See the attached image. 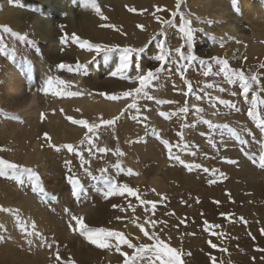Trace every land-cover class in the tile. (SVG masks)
I'll return each instance as SVG.
<instances>
[{"label": "rangeland", "instance_id": "1", "mask_svg": "<svg viewBox=\"0 0 264 264\" xmlns=\"http://www.w3.org/2000/svg\"><path fill=\"white\" fill-rule=\"evenodd\" d=\"M19 1L8 0L16 5L20 4ZM242 1L180 0L179 13L183 14L184 20L189 22L190 27L197 30L194 33V54L207 60H211L212 57L225 59L229 62L230 68L239 69L249 77L253 74L257 75L260 78V87L264 88V71H262L264 67H261L264 65V39H260V33L254 30L257 27V21H251L249 17L244 21L245 26L250 30L249 35L229 36L222 32L224 23L238 21V18L246 15L245 12L248 9L249 14L252 12L261 13L260 19L264 26V0H248L251 6L246 10L243 8ZM74 2H70L72 7H81V3ZM95 2L100 9L99 14L87 6V0L84 3L85 13L100 17L102 29L121 37L127 44L125 46L145 47L147 45L141 54V65L144 72L160 66L159 62L155 60V56L160 54V50L156 47L159 40L165 41L163 47L170 54V62L164 66V70L153 82V86L146 89L155 99L152 101L138 99L139 111H137L127 107L132 103L131 97L121 96L116 101L121 100L122 106L113 117H118V119L112 126H105L100 122L101 126L96 130V137L93 140L98 144L96 138L100 135L106 133L108 137L113 136L116 149L114 163L112 158L108 162H100L99 167L107 169V173H101L103 175L100 176L106 175L118 185H126L133 189L137 195L134 196L135 199H132L125 192L123 195L115 194L105 199L103 194L107 190V186L104 179L101 178L100 184L97 183L99 186L95 192L93 208L91 205L90 207L86 206V203L87 205L91 204V201L88 200L91 193L85 187H81L75 196L72 195L71 185L63 189V196L73 203L72 208L65 210L66 216L59 209L52 211L46 207L34 209L23 207L22 204H15L8 207V209L14 210L13 212H4L2 209L5 208L0 206V236L4 237L0 240V264H124V258L116 250L117 242L114 238L107 241L111 247L102 248L91 244L78 231L74 230L76 225L72 220L73 216L82 217L83 223L90 228L120 232L137 246L140 244L151 245L153 241L145 237L137 227V225H142L145 231L156 232L169 247L177 249L181 253L182 264H264V257H248L249 255L243 251L242 247L246 244H241L249 243L255 234L253 230L256 227L255 220H257L258 214L252 211L254 200L260 201L264 206V167L260 166V155L264 154V131L258 128L256 122L247 114L251 106V91H257V86H253L246 98L241 95L239 82L229 84L222 75L210 74L205 77L203 72L207 69L201 68L198 64L190 66L183 72V78L181 77L177 72L179 54L175 52V49L184 45L181 51L186 53L187 45L183 33L179 30L180 15H172L178 11L177 0H131L128 4L121 2L112 7H105L100 4L99 0H95ZM165 21H172V24H167ZM238 24L240 23L238 22ZM73 25L72 18H69L68 21L62 17L58 27L70 32ZM5 28L10 31H4ZM52 29L54 28L52 27ZM12 32L26 37L30 42L36 41L30 38L26 32L21 34L18 30L11 28L8 23L3 25L0 23V34H4L8 38L7 49L11 54L10 59L15 60L20 57L29 60L28 55L19 53L22 52L20 50L22 41L17 36H13ZM161 33L163 34L161 35ZM153 37H157V39L153 40ZM62 40H66V42L62 43ZM54 41L50 47H46L54 54H62L72 44L69 38L61 40L54 38ZM116 41L111 45L117 44L119 47H124L121 46L119 40ZM221 43L223 47H221ZM41 44L45 45L42 42ZM55 44H59V46L56 47ZM259 49L260 52H256ZM79 50L72 57L77 62L86 64L85 73L88 72L91 76L92 71L96 72L100 68L99 59H105L107 55H110L105 52L94 53L92 58L82 61L81 55L87 54L89 51ZM179 63L182 64L183 61H179ZM212 69L214 72L218 71L219 66L213 62ZM3 73L4 71L0 69V77ZM130 74L135 75L134 68L130 69ZM83 75L84 73H79L76 80L70 83L71 88L67 92H77L80 95H66L67 98L82 100L88 97L101 102L108 100L106 95L109 94L102 96L100 94L103 92L100 91H92L85 97L81 90ZM51 80L54 81L56 78L52 77ZM127 84L132 86V89L139 86L138 81L135 80H128ZM188 84H191L193 93L186 96L184 93L188 91ZM209 84L213 87H207ZM220 87L225 88V91L220 92ZM130 90L126 88V91ZM205 92L209 97H219L236 104L240 110L230 109L226 105H220L208 98H202L199 101L195 99V95L204 97ZM121 93L123 92L113 94L120 96ZM227 93H232V100L227 96ZM259 96L264 99V91H259ZM157 100L165 102L156 103ZM185 104L189 108L187 115L179 113V109ZM213 104L216 106L213 107ZM193 105L204 109V112L200 114L204 119L211 120L216 124L226 123L235 129L241 138L247 141V144L240 145L238 141L227 134L224 135L222 143L219 131L214 132L208 129L207 125L201 123L199 117L194 114ZM262 110L264 111V105L258 107L260 118L264 119V114L261 115ZM76 112V115L69 113L68 116L64 115L63 117L64 120L69 121L70 125L74 126V129L82 131L79 140L74 141L67 137L65 142L55 143L51 139L49 144L56 147L64 144L75 146L84 140L87 129L82 125L71 123L67 117H71L72 120H85L89 124H93L95 118L89 117L91 114L89 111L77 110ZM173 112H177L178 115L171 116L170 114ZM105 113L101 110L100 114ZM160 113H165L166 116H161ZM133 117H137V119H133ZM185 123L195 124V127L182 129L181 125ZM154 131L159 133V139L153 135ZM178 132L183 133V140L177 135ZM62 135L63 133H59L60 137ZM162 140H167L173 146L174 156L179 155L187 164H200L201 168L189 171L178 161L169 160L167 150L161 143ZM209 141L216 145L215 148L222 158L221 165L225 168L227 176L239 181L254 171L250 182L256 185L257 191L253 196H250L249 201H231L227 197V194L232 191L230 185L234 182L226 181V184L221 187H214L209 182L211 173L209 168L212 164V161L210 163L209 160V148L213 147ZM49 144L45 146L46 151L49 152V161L42 163L40 167L44 166V171L41 172L38 169L39 166L32 169L41 177L40 183L43 186L46 179L48 180L46 187L53 188L54 185L51 184L49 176L54 171L50 169V165L55 163L59 166L66 165L65 162L71 160L72 153L64 148L56 151ZM185 144L188 145L187 148L184 147ZM101 147L106 148V145L104 143L98 145V148ZM241 148H244V152L241 151ZM0 151L5 152L4 149ZM94 152L93 149L91 155ZM193 152L196 154L191 155ZM245 152L249 155H245ZM119 153H123V155ZM142 157L160 161V166L155 174H148L137 162L136 158ZM237 158L243 159L245 162L237 161ZM226 160H236L237 163L230 164ZM93 161L92 157L89 158L85 161L84 167L90 170ZM111 166H114V169L108 173ZM204 168H208L209 171L204 172ZM129 169L132 174H129ZM81 170L84 173L82 168ZM154 176L158 181L156 185L152 186L149 182ZM139 178L143 180V183ZM11 184L13 181L7 180L0 185L1 198L6 197V191L9 190ZM2 188L8 189L1 191ZM54 194L56 195L58 192L51 190L48 192V197H55ZM9 196L13 197L14 195L9 194ZM31 196V199H36L34 195ZM36 197L38 198V196ZM141 201L150 203L142 204ZM152 204L156 205L155 209L152 208ZM114 205L116 207H113ZM223 206L226 207L225 210ZM96 207L99 208L95 209ZM16 212L19 213V219ZM94 212L99 213L94 215ZM211 212L213 217L210 215ZM152 220L163 223L152 227ZM237 220L239 223L235 224ZM33 223L36 225L35 231L41 234L40 238L24 231L27 228L28 233H31ZM250 228H252L251 231ZM63 240L70 242L71 245L69 247L60 246L64 243ZM213 244L215 247H212ZM49 245L51 246L49 247ZM120 250L128 255H131L133 251L127 245H121ZM57 256H59V260H57ZM107 256L111 261H106Z\"/></svg>", "mask_w": 264, "mask_h": 264}, {"label": "bare ground", "instance_id": "2", "mask_svg": "<svg viewBox=\"0 0 264 264\" xmlns=\"http://www.w3.org/2000/svg\"><path fill=\"white\" fill-rule=\"evenodd\" d=\"M72 1H75L74 3H81V7H72L70 3ZM85 1L86 0H20V4L16 5L8 2V0H0V23L2 25L8 23L11 28L18 30L21 34L26 32L30 38L36 41L29 43L30 41L25 39L21 42L20 50H22V52L20 51L19 53L28 55L30 57L29 60L20 57L11 60V54L7 49L8 38L6 35L0 34V47L3 49L0 51V69L4 71L3 75L0 77V150H5V152L0 151V159H9L13 161V163L28 168H38L39 166L38 169L42 172L45 169L44 166L40 168L42 163L49 161V152L46 151L45 146L50 143L51 139H53L55 143H61L65 142L67 137H70L74 141L79 140L82 135V131L74 129V126L70 125L68 120H64V115L68 116L69 113L76 115L77 110L89 111L91 113L89 117L92 119L95 118L93 123L100 124L102 120L113 119L117 110L122 106L121 100H105L101 102L88 97L82 100L67 98V92L71 88L70 83L76 80L79 73L75 71L70 72L67 68H60L59 65L65 64L74 68L75 64L79 62L74 60L72 56L82 48L72 43L62 54H54L46 49V47H50L55 42L54 38L55 40L64 38L71 39L72 35H76L79 39L87 40L90 43L107 44L110 46L115 43L114 41L119 40L121 46L127 45L121 37L100 27V17L85 13ZM130 1L131 0H99L100 4L105 7H112L114 4L117 6L121 2L128 4ZM242 3L244 10L251 6L248 0H243ZM245 13L246 15L242 18H238V21L224 23L222 32L229 36H236L239 34L249 35L250 30L244 23L246 18L249 17L251 21H257V27L254 28V30L260 33V39H264V26L262 25V19H260L261 13L252 12L249 14V9L246 10ZM62 17L63 19H68V21L69 18L74 20V25L71 27L70 32L59 29V20H61ZM238 22L240 24H238ZM52 27L54 29H52ZM116 36L117 38H115ZM41 42L45 45L41 44ZM55 46L58 47L59 44H55ZM256 52L259 53L260 49L256 50ZM93 55L94 52L85 53L81 55V60H88L92 58ZM99 61L100 68L96 72L92 71V76L86 71L87 73H84L81 79V90L84 96L92 91H100L105 94L114 95L113 93L117 94L126 91V88L127 90L132 89V86L130 87L128 86L129 84H127L128 80H122L119 77L110 75V72L115 69V63L118 62L117 59H114L111 65L108 64L106 58H101ZM52 77L56 78L54 81H64V85L59 89V91L65 93L64 95H54L52 92L46 93L44 91L47 82ZM53 88L56 89L55 84ZM227 96L230 97L231 100L233 99L232 93H227ZM101 110L106 113L100 114ZM261 112V115H263L264 111L262 110ZM59 133H63L62 137L59 136ZM254 134L255 132L253 135ZM96 139L98 144L93 141L96 148H93L95 152L92 155L89 154L88 149L90 145L87 143H80L75 146L78 148L84 161L91 157L94 159L90 171L93 176L98 177V179H92L86 176L81 168L79 170L82 162L81 156L72 153L70 168L66 165L59 166L57 163L50 165V169H52L54 173L49 176V180L54 187H46L48 180L45 179V175V184L44 186L41 184L45 190V194L32 192L26 177H24L25 183L23 185L10 177H0V185L3 184V181H13L9 190H7L8 188H2L1 191H7L6 197H0V206L8 208L15 204H22L23 207L34 209L45 207L52 211L59 209L64 214L65 210L72 208L73 203L63 196V189L67 188L69 185L72 186V178L76 177L80 180L81 187H85V189H88L91 193V196L88 198L91 204L87 205L86 203V206L90 207L91 205L93 208L92 203L95 201V192L99 186L97 183H99L102 177L100 175H103L100 172L101 167H99V163L102 161L108 162L111 158L114 163V151L116 150L113 136L108 137L105 133ZM102 143L106 145L105 149H107V151L105 153H99L96 150L98 149V145L100 146ZM253 153L255 154V152ZM209 157L210 163L212 161L209 168L211 169L209 182H211L214 187H221L226 184V181L229 183L234 182L230 185L232 191L227 194V197L231 201H249L251 199L250 196H253L257 191L256 185L250 182L252 181L254 171L245 179L238 181L237 179L227 176L225 168L221 165L222 158L218 154L216 148H209ZM136 159L148 174L152 173L153 175L158 171L160 166L159 160L148 157ZM237 161L245 162L240 158H237ZM113 169L114 166H111L108 169V173H111ZM221 173H223V176H221ZM139 180L143 183L142 179L139 178ZM157 181V177L154 176L149 184L154 186ZM212 181L215 182L213 183ZM51 190L58 192V194H54L55 197L51 196L49 198L48 192ZM9 194H13L14 196L11 197ZM31 195H34L37 201L36 199H31ZM36 196H38V198ZM131 198L135 199L134 196H131ZM254 202L252 204V211L258 214L256 219L259 220L258 222L255 220L256 227L253 230L255 234L251 237L249 243H240L246 244L242 247L243 251L249 255L248 257L254 256L255 258H261L264 257V231H262L264 230V206L260 201L258 202V200H254ZM97 208L99 207L95 209ZM223 209L225 210L226 207L223 206ZM98 213L99 212H94V215ZM66 215L65 213V216ZM210 215L213 217L212 212ZM233 217L236 218L235 215H233ZM236 223H239L238 220L235 224ZM251 229L252 228H250V231ZM70 245V242L65 241L63 244H60V246L67 247ZM239 249H241V247H239ZM82 259L83 258H81V260ZM106 261L109 262L111 259L107 256Z\"/></svg>", "mask_w": 264, "mask_h": 264}, {"label": "snow or ice", "instance_id": "3", "mask_svg": "<svg viewBox=\"0 0 264 264\" xmlns=\"http://www.w3.org/2000/svg\"><path fill=\"white\" fill-rule=\"evenodd\" d=\"M179 3L180 0H177V12H174L172 15H180V24H179V30L183 33V38L185 40V44L187 45V51L186 53L181 51V49L184 47V45H181L180 47H177L175 49V52L179 54V61H183L182 64L178 63L177 72L181 75L183 78V72L186 71L190 66L198 64L201 68H206L207 70L203 72V75L205 77L211 75L215 76H223L224 80L232 84L233 82H239V86L241 89V95L244 97H248L250 91L253 89V86L256 85L258 90L257 91H251V106L248 109V116L256 121L257 127L261 128L262 131H264V119L260 118V115L258 113V107L261 105H264V99H261L259 96V91H264V88L260 87V78L253 74L250 77L246 76L245 73L239 69H233L229 67V62L225 59H219L217 57H212L211 60L203 59L200 56L194 54L193 51V42H194V33L197 31L196 29H193L189 26V22L184 20L183 14L179 13ZM87 6H90L94 11L99 14L100 9L97 6L95 0H87ZM129 11H132V9H129ZM167 24H172V21H165ZM108 27H111L110 25H106ZM138 27H140L138 25ZM4 31H10L9 29L5 28ZM13 36H17L19 40L24 41L26 37L19 36L17 33L12 32ZM163 33H161L162 35ZM153 40L157 39V37H153ZM71 41L73 44L79 45L82 49H86L89 52H94L96 54L100 52H105L110 55L106 56V60L109 65H111L114 61V59H118V62L115 63V69L110 72V75L113 77H119L122 80H135L138 81L139 86L131 89L130 91H124L121 93L120 96L118 95H106L105 93H101L100 95L104 96L106 95V98L108 100H118L122 97L132 98V103L129 104L127 107L129 109H138L137 100L143 99L152 101L154 100V96L150 95L146 89H149L153 86V82L158 79V75L164 70V66L170 62V54L165 51L163 45L165 44V41L163 39L159 40V42L156 44V47L160 50V54L155 56V60L159 62L158 67H155V69H149L147 72L143 71L142 65H141V54L145 51V47H119L117 45H107V44H100V43H90L87 40L79 39L76 35H72ZM213 41L215 42L214 38ZM66 42V40H62V43ZM31 43V42H29ZM221 47H223V44L221 43ZM2 47H0V51H2ZM213 62L219 66L218 71H213L212 64ZM60 68H67L68 71H75L77 73H85V70L87 68L86 64L82 63H76L75 67H71L69 65L61 64L59 65ZM261 67H264V65H261ZM135 70V75L132 76L130 74V69ZM56 85V89L53 88V85ZM64 85V81H53L49 80L46 84V87L44 91L52 92L54 95H64L65 93L62 91H59L61 86ZM207 87L211 88L213 85L209 84ZM220 92H224L225 88L220 87ZM193 93V88L191 84H188V91L184 93V95H189ZM235 94V93H233ZM67 95L70 96H76L80 95V93L77 92H71L67 93ZM202 98H208L212 101L218 102L220 105H226L230 109H235L236 111H239V108L236 106V104L231 103L228 100L220 99L219 97H209L208 93L205 92L204 97L201 95H195V99L197 101L201 100ZM165 101L157 100L156 103H164ZM213 107L216 105L213 104ZM194 108V114L199 117L200 122L207 125L208 129L215 131H219L221 135V142L223 143V137L225 134L230 136L231 138H234L236 141L239 142L240 145L247 144V141L242 139L241 136L237 133L235 129L232 127H229L228 124H216L213 123L211 120L204 119L203 116L200 114L204 112V109L201 107H197L193 105ZM189 112V108L187 104H185L184 107H181L179 109V113H183L187 115ZM123 114V113H122ZM161 116H166L165 113H160ZM171 116H177V112H173L170 114ZM213 115H216V113H213ZM67 119L71 120V123L75 125H82L84 128L87 129V132L85 133L84 140L81 141V144L87 143L90 145V148L88 149L89 154L92 153V149L96 148V145L93 143L94 138L96 137V130L101 126L100 124H89L85 120H72L71 117H67ZM118 117H115L110 120H102L101 124L105 126H111L113 125ZM133 119H137V117H133ZM146 126V125H145ZM195 127V124H182L181 128H190ZM91 134V135H89ZM153 135H155L159 139V133L153 132ZM178 136H180V139L183 140L184 136L182 132L177 133ZM212 143L211 141H209ZM161 143L164 145L165 149L168 153L169 160H175L178 161L181 165H183L185 168H187L189 171H192L194 168L199 169L201 168L200 164H187L184 160L180 158L179 155H173V146L169 144L167 140H162ZM50 147H53L56 151H60L61 148L67 149L69 153H75L78 156H81V153L79 152L78 148L72 144H64L60 147H56L53 144H49ZM212 146L215 148L216 145L212 143ZM185 148L188 147L187 144L184 145ZM99 153H105L107 149L101 147L96 149ZM241 151L244 152V148H241ZM120 155H123V153H119ZM196 153L193 152L191 155H195ZM245 155H249V153L245 152ZM81 168L84 171V174L92 179H98V177L93 176L92 172L84 167V163H86L83 160V157L81 156ZM227 163L230 164H236V160H226ZM255 162V161H253ZM66 166L70 168L71 161H66ZM260 166L264 167V154L260 155ZM119 167V165H117ZM204 172H208V168L203 169ZM215 171V170H213ZM101 173L106 174L107 169H100ZM129 174H132L131 169H129ZM221 176H223V173H221ZM0 177H10L12 179H15L19 184L23 185L25 183L24 177L27 178V183L31 186V190L34 193H40L45 194L44 188L41 186V177L37 174V172L28 167H23L21 165H18L16 163L10 162L6 159H0ZM104 179L105 184L107 186V190L104 192V197L107 199L109 196L119 194L123 195L125 192L128 193L129 196H136L137 194L133 191V189L127 187L126 185H118L114 180H112L110 177H107L104 175L101 177ZM213 183L215 181H212ZM81 188V182L78 178L73 177L72 178V195H76ZM137 199L139 197L137 196ZM142 204L150 203L148 201H141ZM113 207H116L115 205ZM156 205L152 204V208L155 209ZM4 212H13L12 209H2ZM67 211V210H66ZM123 211V209H121ZM17 218L19 219V213H15ZM117 219H120L117 217ZM72 220L75 221L76 228L75 231H78L80 235L84 236L85 239H87L91 244L96 245L97 247H111L107 241L110 239L116 240V250L120 252V255L124 258V264H182L181 261V253L174 248L169 247L160 237L156 234V232L149 233L148 231H145L144 226L137 225L139 230L144 234L145 237H147L149 240L153 241L151 245L149 244H140L139 246L133 244L130 242L129 239H127L122 233L120 232H114L109 231L102 228H90L85 223H83L82 217H76L73 216ZM135 222V221H133ZM158 223H163L162 221H151V226L155 227ZM181 223H184V221H181ZM69 227H72V225H69ZM32 232L28 233V229L25 228V233L35 236L37 238H40L41 234L38 231H35L36 225L33 223L31 225ZM264 231V230H262ZM191 235V234H189ZM4 239L3 236H0V240ZM121 245H127L129 249H132V254L128 255L125 252H122L120 250ZM51 245H49L50 247ZM212 247H215L213 244ZM59 256H57V260H59Z\"/></svg>", "mask_w": 264, "mask_h": 264}]
</instances>
